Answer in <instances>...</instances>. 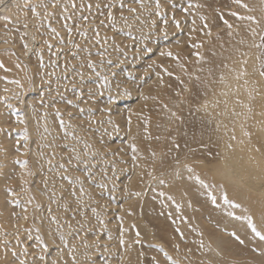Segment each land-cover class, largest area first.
Wrapping results in <instances>:
<instances>
[{
    "label": "rangeland",
    "instance_id": "obj_1",
    "mask_svg": "<svg viewBox=\"0 0 264 264\" xmlns=\"http://www.w3.org/2000/svg\"><path fill=\"white\" fill-rule=\"evenodd\" d=\"M247 1L248 4L256 7L257 15L261 16L262 20H264V0ZM82 2L85 5L91 3L93 5L91 11L87 7L80 9L79 5ZM160 2L165 12L163 18L155 14V0H143V9L136 0H75L77 5L75 10L70 6L69 0H59L61 5L69 3L68 14L72 16V19L68 20L67 23L72 27L71 36H69L67 30L63 27L65 21L60 19L62 8L57 7L53 9L49 3V11L55 13L50 22L52 27L56 28L60 33L59 37L49 33L47 21L37 31L36 25H41V21L32 16L30 9L23 7L25 0H20L19 5L21 7L19 9L14 8L12 14L2 13V15H9L13 21L18 18L19 23H10L8 24V28L5 29L6 22L0 19V61L5 65L4 68H0V96L7 95L12 97L9 103L23 108L27 123L26 125L16 123L15 117L10 116L6 107L0 102V116L1 113L5 115L4 123L0 122V127H11L18 130L12 136L0 133V148L4 149L3 152H0V163L4 165L3 171L5 177H7L15 176L20 171L19 165L14 163L16 157L29 161V167L36 173L34 177L29 178V187L32 189V195L40 202L41 209L33 210L32 206L29 205V219L27 221L18 220L16 217H13L11 215L12 212H16L21 216L23 215L22 207H16L6 202L9 197L4 190V185L11 183L22 202L26 199L27 193L21 191L17 179L9 181L7 178H0V264H18V259L13 257L12 252L8 249H15L19 253L21 244L28 246V257H31L34 252H40L39 247L32 248V244L36 243L34 239L36 235L35 228H40L41 235H43L45 241L48 243V250L44 253L46 257L45 261H37V264H52L53 261H56L57 264H73L72 256L68 254L69 249L73 245H75L73 255L75 256L76 264H105V259L108 260V264H132L135 263V259L136 264H153V257L159 261V264H170L164 253L159 248L154 247L157 244L162 245L164 250L173 259H179L180 264H188L189 259L192 261V264H264V255H261L259 250L260 248H264V242H261L258 237L252 234L251 229L246 226L247 221L245 219H242L244 228L241 227L239 231L220 224L224 217L223 212H233L234 215L237 214L241 217L252 216L259 226L261 221L264 220L263 200L243 203L227 195L229 199H232L239 206H230V204L225 203L222 198L219 199L218 197L217 205H212L206 195L207 191H213L216 196L218 193L223 196L227 194V191L222 185L219 186L220 188H217L213 181L212 173L207 168L197 164L196 166H194L195 164L191 165L194 168L196 167V174L198 173L201 179L211 186L210 189H203L200 185L184 186L182 183L174 184L171 187H168L167 183L160 185L158 181L148 183L149 178L147 175H145L144 181L141 182L140 178L137 177L136 168L133 167L132 153L129 148V144L133 142L131 137L141 138L136 139L134 142L140 150L139 156H143L145 159L148 156L146 147L149 142L143 138L142 124L139 128L137 127L138 123H140L139 121L136 124L135 132L129 133L125 120L128 115L127 110L131 108L134 109L133 111H136L140 105V101H144L139 98V93L143 92L144 89H152L157 80L156 72L160 71V68L153 67L149 69V63L155 60L157 65L162 64L174 73L172 77L163 76V92L159 94L163 100L160 103L161 105L158 104L157 99H149L150 105H147V108L142 110L151 119L150 131L153 137L157 134L161 136L160 141L153 140L151 142L152 146L157 151L167 152L168 148L171 147L166 139L167 136L175 137L180 147L186 143L185 131H183L184 120L186 118L183 111L186 103L178 102L177 109L174 111L182 119L175 121L170 120L169 113L164 109L163 105H168V100L172 97L180 99L183 96L187 101H190L195 96L194 89L199 82L195 81V79L190 80L189 76L184 74V70L177 65L176 61L167 56H160V51L162 49H171L173 53L178 52L181 56V62L185 64L188 73L195 76L199 75V73L207 72L208 67L215 62L217 58V50L215 48L221 39L225 37V27L216 9H219L221 13L225 11L223 14H228L226 11L229 10L227 7L229 0H191L193 7L190 8L188 13H184L181 9L188 7L189 0H174L175 8L168 4V0H160ZM97 3L101 5L99 9L95 7ZM121 3L125 4L126 7L122 8ZM105 4L112 5V20L107 18L108 9L104 7ZM196 5H202V7H195ZM130 7L136 8L137 12L135 14L131 13L128 10ZM240 7L237 5L235 11L241 14ZM37 10L43 16V9L38 8ZM24 13H27V15H24ZM173 13L181 21L180 29H177L171 22ZM200 15L208 17L209 27L212 32L211 37L206 36L204 32L199 30L202 27V22L199 19ZM83 16H87L88 20L84 21L82 19ZM165 19L168 20L167 24L164 23ZM153 20L156 21L155 25L152 24ZM193 20H195L196 32H191ZM101 21H103V24H101ZM24 23L28 24L27 29L23 27ZM162 28L166 29L167 36L161 31ZM97 30L100 33L99 43L95 40ZM242 30L246 29L243 28ZM25 31L29 33L25 37V40L32 50L28 55L24 54L25 50L20 38V33ZM81 31L86 32V35L81 36L79 34ZM262 31H264V28ZM190 33L191 40H189ZM33 35H35V40H33ZM144 37L147 38L145 39ZM46 39L53 45L51 50L44 44V40ZM70 39L72 43H69ZM177 41H180L179 45L176 43ZM196 41L204 42V47L200 51L203 52L209 63L201 62L198 64L196 63V58L191 55L192 52L196 51V49L191 47V43ZM258 41L259 37L255 42ZM77 44L80 45V48L75 47ZM117 45L120 51L116 50ZM138 48L140 49L139 54H137ZM145 48L152 49V51L146 53L144 51ZM35 49H42L43 67H40V60ZM85 49H88V51H85ZM13 52L15 55L12 54ZM101 52L103 53V57L98 55ZM125 53L127 54L125 55ZM257 53L258 50L256 48L249 47L248 55L254 58V70L258 68ZM185 57L187 58L186 60L184 59ZM88 60H92L95 63V69L87 67ZM109 60L114 62V66L108 64ZM17 64L20 65L19 68L16 67ZM201 68L204 71L201 72ZM146 69L150 78L145 77L144 80H141L140 78L144 76ZM194 70L197 73H194ZM53 72L55 75H48V73ZM79 72H83V81L77 74ZM129 72L135 77L134 80H129L127 76ZM96 73H100V76L97 77ZM256 73L258 74V72ZM103 76H108L110 87L101 88L100 91L103 95L98 96L93 101H88L86 95L88 89L101 85L103 83ZM177 76L180 77V80L184 84H181L180 80L176 79ZM29 78H31V81ZM17 79L24 85L23 89L10 82ZM42 79L49 81V83L41 86ZM261 79L264 80V78ZM117 84H120L121 87L127 86L131 95L121 96L113 105H109L107 99L108 93L111 91L115 95ZM184 85H187L190 89L188 95L182 89ZM73 86L85 93L84 99L79 102L78 108L69 106L65 102L66 100H75ZM5 88L9 89V91L5 92ZM15 92L21 93L25 101L24 104H20L16 100L13 95ZM42 92L45 93L44 100L48 105L46 108L39 103ZM177 92L180 93L179 96H177ZM60 94L64 97L63 101L60 98ZM147 96L160 98L158 94L153 93L152 95V92ZM53 101L55 102V108L60 109L63 113L62 118L65 121L64 129L59 126V121L55 117V109L52 107ZM104 107H111L113 109L112 116L120 123V132H113L112 127L106 122L104 124L89 123L87 109H93L97 121L101 118H104L106 121L107 114L100 111ZM79 108H84L85 112L80 114ZM168 108L173 111L169 105ZM45 112L47 113L46 118L41 119ZM69 112H72L74 115L69 117ZM45 123L48 127L47 133L43 131ZM157 125L160 127L157 128ZM25 127L28 129L29 151L26 155H21L24 152V148L20 130ZM97 128L100 131H95ZM105 129H107V132L112 133V135L105 134ZM66 133H73L74 136L80 137V140ZM41 134L46 139L41 140ZM102 134L104 144L100 143ZM17 139H21L20 153L15 150ZM85 141L92 145V148L88 149L89 152H103L109 148L113 151L120 149H123V151L120 152V159L116 161L117 170L114 176L111 167L103 165L102 158L99 155L96 156L95 160L90 161V163L97 165L93 170V177L97 182L101 180V167L108 168V174L112 176V182L108 183V187L103 190L104 194L100 195L101 190L95 184H90L87 180L85 181V188L93 194V201L86 199V203L90 205L87 210L89 216L88 227L93 229V233L86 235L82 232L81 238L87 239L90 246L85 248L81 240L68 235L69 230L65 226L63 231L68 241V247L64 248L58 234L51 237L48 234L49 231L54 232L56 226L50 224L46 219L49 206L48 195L50 193L42 194L43 185L41 180L44 173L39 171V167L41 164H44V159L40 158L38 153L44 152L45 158H47L51 153L55 152L54 162L67 164L68 157L74 155L72 148H75L83 159ZM42 143L53 145V147L42 148L40 147ZM65 145L69 147H65ZM254 147L255 150L259 148L257 152L264 159V140L257 139L254 142ZM174 154L175 150L168 157L170 161ZM104 159L112 160L113 157L107 156ZM147 159L149 160L150 158L148 157ZM121 160L126 161V163L121 162ZM76 164L77 162L73 159L72 166L69 167V174L83 177L81 169H83L84 165L81 163L79 168H77ZM147 165L150 166L151 164L147 163ZM44 169L47 171L46 164H44ZM48 175L52 176L53 174L48 173ZM156 175H159V169H157ZM113 182L116 184L114 191L112 189ZM258 182L257 185H264V180H258ZM61 183L65 185V191L62 194L67 199V193L71 190V185L56 179L55 185L58 192L60 191L59 186ZM196 184L198 183L196 182ZM126 186L129 192H141V196H127L126 198L124 191ZM51 187L52 181L50 180L49 188ZM78 188L79 186L77 185V190ZM171 190H173L172 193ZM162 191L164 193L163 196L160 195ZM185 191L187 195L183 196L182 194ZM168 196L174 197L176 203L180 205L179 212L176 209V205L167 198ZM189 199L192 201V208L187 206ZM60 203L62 204L63 201H60ZM51 207L53 214L64 219L68 218V216L64 215L63 209L58 208L56 204H52ZM73 207H75L74 202ZM91 207H96L101 217L106 221V228L103 231L100 230L101 226L95 217L92 216ZM129 209L131 210L130 212ZM33 216L44 217V223L41 224L39 219L33 220ZM117 216L124 218L123 224L126 229L124 233L126 245L124 248H121L119 244L120 221L116 219ZM76 219H80V217L77 216ZM140 220L144 221L148 226L150 231L149 238H144L141 234L137 224ZM20 224H23L24 227L19 230L21 240L20 243H17V226ZM133 225L135 227H132ZM177 228L184 233V239H181L180 235L175 231ZM26 230H31L33 240H28V232ZM137 231L140 232V244L134 243L137 239ZM233 233H236L244 242L241 243ZM109 236H111V239H109ZM216 237L220 238L218 248H211L213 238ZM53 239L55 243H53ZM94 240H99V246L92 244ZM4 241L8 242L7 245L2 243ZM176 243L180 245L179 252L172 246ZM201 243L203 244L202 248ZM105 245H107L108 251H105ZM128 245H131V247H128ZM61 248H63L62 253ZM189 249H191L190 253ZM141 252L144 253L143 257L139 256ZM130 255H134V260ZM121 256L125 258L123 261H121ZM186 256L188 259L185 258ZM19 258L23 259L24 257L21 256ZM254 260L257 262H254Z\"/></svg>",
    "mask_w": 264,
    "mask_h": 264
},
{
    "label": "snow or ice",
    "instance_id": "obj_2",
    "mask_svg": "<svg viewBox=\"0 0 264 264\" xmlns=\"http://www.w3.org/2000/svg\"><path fill=\"white\" fill-rule=\"evenodd\" d=\"M70 2V6L75 10L77 8V5L75 3V0H69ZM137 3H140L141 8L143 9V0H136ZM233 2L236 5H239L243 8H247L248 5L243 3V0H233ZM5 0H0V5H4ZM49 3L51 4V7L53 9L57 8V7H61L62 8V12L60 14V19L64 20L65 23L63 24V27L67 30L69 36H71L72 33V27L69 26V24L67 23L68 20L72 19V16L70 14H68V7H69V3H65L63 5H61L59 3V0H25V3L23 5V7L25 9H30L31 14L33 17L38 18L41 21V25H36L37 27V31L39 30V27L43 25V23L45 21H47V28L49 33L53 34L56 37L60 36V33L57 31L56 28L52 27L51 25V18L53 16H55V13L52 11H49ZM168 4L170 6H172L173 8L176 7L174 0H168ZM15 7L17 9H19L21 6L19 4H15ZM80 9H84L85 7H87V9L89 11H91V9L93 8V5L91 3H88L87 5H85L83 2L79 5ZM95 7L97 9H99L101 7V5L99 3H97L95 5ZM105 8L108 9V13H107V18L109 20H112L113 17V13L111 11L112 5L111 4H105L104 5ZM121 7H126L125 4L121 3ZM193 5L191 4V0H189V4L188 7H183L181 9V11H183L184 13H188L190 8H192ZM195 7H202V5H196ZM38 8L43 9V16H41L40 12L37 10ZM131 13L135 14L137 12V9L134 7H130L128 9ZM221 22L227 27V29H229L228 35L231 36L232 35V29H233V25L231 23H229V21L227 19L224 18V14L220 12L219 9H216ZM155 14L158 17L163 18L165 16V12L163 10V6L160 2V0H155ZM229 15L236 17L238 20H247L250 21L252 24H255L257 26H259L260 21H258L256 19L255 16H242L240 15V13L236 12V11H230L228 13ZM24 15H27V13H24ZM138 18V17H137ZM0 19H3L6 23H5V29L8 28V24H17L19 23V19L17 18V20L13 21L11 19V17L9 15H3L0 16ZM82 19L84 21L88 20L87 16H83ZM199 19L202 22V27L199 29L201 32H204V34L208 37H211L212 32H211V28L209 27V23H208V17L204 16V15H200ZM171 22L175 25V27L177 29L181 28V21L180 19H177L175 16V13H173ZM156 21L153 20L152 24L155 25ZM164 23L167 24L168 20H164ZM101 24H103V21H101ZM192 29L191 32H196L197 29L195 27V20L192 21ZM23 27L25 29L28 28V24L24 23ZM207 30V31H205ZM162 32L165 33V36H167V31L165 28L161 29ZM253 39H254V43L251 45V47H254L258 50L256 59L258 61V68L256 69V72H258L259 77L264 78V31H260L259 33L257 32V28H250L249 29ZM81 36H85L86 32L81 31L79 33ZM29 33L27 31L25 32H21L20 33V38H21V42H22V46L24 48V54L28 55L30 51H32L29 48V44L28 42L25 40V37L28 36ZM130 35V33H129ZM259 35V41L255 42V38L256 36ZM145 39L147 37H144ZM191 33L189 35V40H191ZM33 40H35V35H33ZM95 40L97 43L100 42V33L99 30L96 31V35H95ZM5 43H7V41H5ZM69 43H72L71 39L69 40ZM178 45L180 43V41L176 42ZM241 44H244L245 41L241 40L240 41ZM44 44L48 47L49 50L52 49L53 45L50 43L49 40H44ZM76 48H80V45H75ZM191 47L193 49H196V51L192 52L191 55H193L196 58V63H209L208 60H206L204 54L202 51H200V49H202L204 47V42H200V41H196L194 43H191ZM116 50L120 51L119 46H116ZM85 51H88V49H85ZM140 49H137V54H139ZM144 51L146 53H150L152 51V49H148L145 48ZM35 52L37 54V56L39 57L40 60V67H43V54H42V49H35ZM13 55H15V53H12ZM127 53H125L126 55ZM53 55H55V53H53ZM73 55H75V53H73ZM98 55H100L101 57H103V53H98ZM213 55H215V53H213ZM242 56H246L247 53H241ZM160 56H167L171 59H173L174 61L177 62V65L184 70V74L189 76V79H195V81L200 82L201 81V77L199 75H195L193 76V74L188 73L185 64L183 62H181V56L180 54L177 53H173V51L171 49H162L160 51ZM185 60L187 59L186 57L184 58ZM55 63V62H53ZM242 65H245L247 63V60H243ZM109 65H113L114 66V62L112 60L108 61ZM5 65L3 64L2 61H0V68H4ZM17 68L20 67L19 64L16 65ZM87 67L89 69H95V63L92 60H88L87 61ZM153 67H159L160 71L156 72V77L157 80L160 84V86L164 85V79L163 76L167 75L168 77H172L174 75L173 72L169 71V69L167 67H165L164 65L160 64L157 65V62L155 60L151 61L148 65V68L151 69ZM225 67H227V65H225ZM200 71H204L203 68L200 69ZM80 77L81 80L83 81L84 75L83 72H79L77 73ZM208 74L209 76L212 75V69L209 68L208 69ZM49 76H53L55 75V73H48ZM97 77L100 76V73H96ZM127 76L129 78V80H134L135 77H133L132 73H127ZM247 76V71L245 68L242 67L241 71L238 73L237 75V79H240L242 77ZM145 77H148V71L147 69L145 70V74L144 76H141V80H144ZM177 80H180V77L177 76L176 77ZM29 80L31 81V78H29ZM103 83L101 85H98L96 88H89L88 92H87V100L88 101H93L95 99H97L98 96L103 95V93L100 91L101 88L104 87H110L109 84V78L108 76H103L102 77ZM220 80L221 82L224 81V76L221 75L220 76ZM11 83H14L15 85H17L19 88L23 89L24 85L21 83L20 80H12L10 81ZM49 81L47 80H41V86H43L44 84H48ZM181 84H184V82L182 80H180ZM245 85H247L249 83V81L247 79H245L244 81ZM253 84H255L256 82L253 81ZM73 90L75 92V100H66V104L72 107H79V102L81 100L84 99L85 93H83L82 91H80L79 89H77L75 86H73ZM5 92H8L9 89L5 88L4 89ZM184 91L189 92L190 89L187 85H184ZM177 96L180 95L179 92L176 93ZM224 96H227L228 93L224 92L222 93ZM257 94H259L257 92ZM13 95L15 96L16 100L20 103V104H24V98L22 97L20 92H15L13 93ZM131 95V92L129 90V88L127 86L121 87L120 84L116 85V94L113 95L111 91H109L108 93V104L109 105H113L121 96H129ZM44 96L45 93H41L40 96V101L39 103L44 106L45 108L48 106L47 102L44 100ZM249 96H252V92H249ZM60 98L63 101L64 97L62 94H60ZM139 98L141 100L147 101L149 99L152 100H156L157 97L156 96H147L145 95L142 91L139 93ZM12 99V97L7 96V95H3L0 96V102L3 103V105L6 107V109L8 110V114L12 117H15V122L19 123L21 125H26L27 121L24 117V110L23 108L20 107H16L14 104L9 103V101ZM239 102V101H238ZM225 106L227 107V100H225ZM219 105V101H216L215 104L213 105L218 106ZM52 107L55 109V117L57 118V120L59 121V126L64 129L65 128V121L63 120L62 116L63 113L61 112L60 109L55 108V102L53 101ZM145 108H147V104L144 105ZM164 109H166L169 113V118L172 121L175 120H181L182 118L177 114V112L172 111L171 109L168 108L167 104L163 105ZM247 107V106H246ZM204 110L207 111L208 109V102L205 101L202 105H200L196 110ZM250 110V109H249ZM100 111L102 113L107 114V119L105 121L104 118H101L99 121H97L95 119L94 116V112L92 108H88L87 112L89 113L88 116V120L90 124H104L105 122L110 125L112 127V131L113 132H120L121 127H120V123L115 120L112 116V112L113 109L111 107H104L102 109H100ZM79 112L80 114H83L85 112L84 108H79ZM128 115L126 117L125 123L126 126L128 128L129 133H131L132 131V117L133 115L136 116L137 120L140 122L138 123L137 127L139 128L142 124V131H143V138L144 140L148 141V145L146 147V151L148 153V157L151 159V165L150 166H146L147 170L145 171V169H141L140 172L137 173V175L139 176L141 182L144 181V177L145 175H147L148 179V183H152L153 181H158V183L160 185H165L166 183L169 185V187L173 186L174 184H180L184 181L185 179V172L188 174L187 175V179L188 180H195L201 188L203 189H210L211 186L207 183H205V181L203 179H201V176L199 174H196V170L195 168L188 163H184L181 166V160L179 158V152H180V144L176 141V138L173 136H167L166 139L168 140L169 144L171 145V147L168 148L167 152L165 151H157L156 148H154L152 146V141H160L161 140V136L159 134H157L155 137H153L152 132L150 131L151 128V119L149 116L145 115L143 113V111L141 112H134L133 109L129 108L127 110ZM226 114V113H225ZM233 115H237V113H235V111H233L232 113ZM74 114L72 112L68 113L69 117H72ZM47 116V113L45 112L44 115L41 117V119H45ZM160 126L157 125V128H159ZM242 130H243V126ZM18 130L15 128H11V127H0V133H4L8 136H12L14 133H16ZM44 133L48 132V127L47 124L45 123L44 128H43ZM95 131H100L99 128L95 129ZM21 132V136H22V140H23V148H24V152L21 153V155H26L27 152L29 151V145H28V141H29V135H28V129L27 127L23 128L22 130H20ZM104 133L111 136L112 133L107 132V129L104 130ZM67 135H73V133H66ZM243 134L245 136L250 135L246 130L243 131ZM196 133L195 131L193 132V139H195ZM75 139L80 140V137L78 136H74ZM46 139V137L41 134V140ZM136 139L135 136L131 137V140L133 141L132 143L129 144V148L131 149V159L133 162V167L134 168H141V165L139 164V160H140V156H139V148L137 146V144L134 142ZM231 139H236L235 135H233L231 137ZM100 143L104 144V140H103V134L101 135L100 138ZM241 143H243V141H241ZM40 147L42 148H49V147H53V145L50 144H46V143H42L40 145ZM65 147H69L68 145H65ZM84 147H85V151L83 154V159L81 158V154L79 152L76 151L75 148H72V153H74V155H70L68 157L67 160V164L62 163V162H54L55 160V152L51 153L49 157L45 158V154L44 152H39L38 155L40 158L44 159V164L47 165V171H45L44 169V164H41L39 167V171L44 173L42 176V180L41 183L43 185V193L42 194H48L50 193V195H48V201H49V206H48V215L46 217V219L48 220V222L50 224H54L56 226L54 232L53 231H49V236H54L57 235L59 236V239L61 241V244L63 245L64 248L68 247V241L67 238L65 236V233L63 231V229L65 228V226L68 228V235L70 236H74L77 240H81V243L84 245L85 248L89 247V243L87 241V239H82L81 238V233L84 232L86 235H91L93 233V229L89 228V216L87 214V210L90 207V205L88 203H86V199L88 201H93V194L91 193V191H89L88 189L85 188V181L87 180L90 184H95L97 188H99L100 191V195L104 194V189H106L108 187V183L112 182V176H109L108 174V168L107 167H101V171H100V175H101V180L100 182H97L96 179H94L93 177V170L97 167L96 164L90 163L91 160H95L96 156L99 155L102 158V163L103 165H108L111 167V171L113 176L116 173V161L118 159H120V152L123 151V149H120L118 151H113L112 149H105L103 152H97V151H92L89 152L88 149L92 148V145L88 144L86 141L84 142ZM206 147L205 145L201 144V148ZM229 147H231V145H229ZM15 150L16 152L20 153L21 152V139H17L16 140V144H15ZM175 150L176 155L172 158V160L170 161L168 159L169 156L172 155L173 151ZM4 149L0 148V152H3ZM256 151H259V148L256 149ZM208 155H211V153L209 152ZM107 156H111L113 157L112 160H108V159H104V157ZM73 159L77 162L76 167L79 168L80 164L82 163L84 165L83 169H81L82 173H83V177L80 175H70L69 174V167L72 166V161ZM121 162L126 163V161L121 160ZM15 164L19 165L20 171L18 173L15 174V176H7L5 177L4 174V165L3 163H0V178H7L9 181H11L12 179H17L19 181V185H20V189L22 192L27 193V197L25 200H23V202L21 201L18 193L15 192V190L13 189L11 183H7L4 185V190L7 192L8 194V200L6 201L8 204H11L13 206L16 207H22V212L23 215H19L16 212H12L11 215L13 217H16L18 220L22 219L24 221H27L29 219V205L32 206L33 210L36 209H41V204L40 202H38L36 200V197L34 195H32V189L29 187L30 184V180L29 178L34 177L35 176V172L29 167V161L27 159H20V157H16L14 160ZM199 163H204V161H199ZM157 169H159V175H156ZM48 173H52V176H49ZM221 175H226V172H221ZM59 179L60 181L63 182H67L69 185H71V190L68 191L67 193V199L65 198V196L62 194L65 191V185L64 183L60 184V191L58 192L56 189V185H55V180ZM50 180L52 181V187L49 188V182ZM77 185L79 186L78 190H77ZM116 188V184L113 182L112 183V189L113 191ZM125 193H126V198L127 196H135V197H140L141 196V192H129L127 186L124 189ZM161 196L164 195L163 192L160 193ZM183 196L187 195V192L185 191L183 194ZM209 201L211 202L212 205H217V196L213 193V191L209 190L206 193ZM169 200H171L175 205H176V209L179 212L180 210V205L178 203H176L174 197L172 196H168L167 197ZM225 203L232 205L233 207H238V204H235L232 200H230L227 196V194H224L221 197ZM114 199V197H113ZM60 201H63V203L61 204ZM73 202L75 204V207H73ZM96 202V201H94ZM98 203V202H96ZM52 204H56L58 208H62L64 211V215L68 216L67 219H64L63 217H59L56 214H53L52 212ZM187 206L189 208H192V201L189 199L187 201ZM121 207H123V205H121ZM195 210V209H194ZM131 210L129 209V212ZM70 213V215H69ZM91 214L92 216L95 217V219L97 220V222L99 223V225L101 226V231H103L106 228V221L101 217L100 213L98 212L96 207H91ZM163 214V213H162ZM229 216H234L233 212H229L228 213ZM79 216L80 219H76V217ZM170 216V214H169ZM237 219H245L247 221V227L251 229V232L254 236L258 237L259 240L261 242H264V220L261 221V224L258 226L257 223L255 222L254 218L250 215L248 216H243V217H235ZM39 219L41 221V224L44 223L45 218L44 217H36L33 216V220ZM116 219L118 221H120L119 224V244L121 246V248H124L126 245V241H125V236L124 233L126 231L124 224H123V220L124 218L122 216H117ZM63 220V222H62ZM73 221H75V223H73ZM24 225L20 224L17 226V235H16V240L17 243H20L21 237L19 235V230L21 228H23ZM132 227H135V225H133ZM28 232V240L31 241L33 240V236L31 234V230H26ZM179 235L181 239H184V233L177 228L175 230ZM35 232L36 235L34 237L36 243L32 244V248H40V252L39 253H33V255L31 257H28V246L26 244H21V249L20 252L17 253V251L15 249H8L12 252L13 257H16L18 259V264H37V261L43 262L45 261L46 257L44 255V253L48 250V243L45 241L43 235H41V230L40 228H35ZM234 236H236V238L238 240H240L241 243H243L244 241L240 239V237L236 234L233 233ZM136 237L137 239L134 241V243L136 244H140L141 240L139 239L140 237V232L137 231L136 232ZM109 239H111V236H109ZM5 245H7V241L2 242ZM53 243H55V240L53 239ZM92 244L99 246V240H94L92 241ZM173 248L179 252L180 250V245L178 243L173 244L172 245ZM105 247V251H108L107 249V245L104 246ZM128 247H131V245H128ZM154 247L159 248V250L161 252L164 253V256L166 257V259L170 262V264H180V260L179 259H173L163 248L162 245H155ZM203 247V244L201 243V248ZM75 250V245L72 246L71 249H69V255L72 256L73 259V264H76V259L75 256L73 255V252ZM261 252V255H264V248H260L259 249ZM63 251V248H61V253ZM191 252V249H189V253ZM24 257L23 259H20L19 257ZM140 257L144 256V253L141 252L139 253ZM186 259H188V257H185ZM125 258L123 256H121V261H123ZM153 260V264H159V261L155 259V257L152 258ZM52 264H57L56 261H53ZM105 264H108V260L105 259ZM188 264H192V261L189 259Z\"/></svg>",
    "mask_w": 264,
    "mask_h": 264
},
{
    "label": "bare ground",
    "instance_id": "obj_3",
    "mask_svg": "<svg viewBox=\"0 0 264 264\" xmlns=\"http://www.w3.org/2000/svg\"><path fill=\"white\" fill-rule=\"evenodd\" d=\"M247 2V0H243V3L247 4L248 7H240V15L255 16L258 21L260 20L259 26L252 24L250 21L238 20L231 15L224 14L226 15L224 18L233 25L232 35H228L229 29L223 24L225 27V37L221 39L220 43L215 48L217 50H215L217 53L215 62L208 67V69H212V75L209 76L208 69L207 72L199 73L201 81L194 89L195 96L190 101H187L183 96H181L180 99L172 97L168 100V105L173 111L177 109L178 102L186 103L183 111L186 116L183 127L186 143L184 146L182 145L180 147L179 158L181 160V166L184 163H188L195 164L194 166L197 164L207 168L212 173L213 181L217 188L222 185L225 187L227 195L230 198L243 203L258 200H263L264 202V185H257L259 183L258 180H264V159L254 147V142L257 141V139L260 138L264 140V80L261 79L256 73V70L253 69L254 58L248 55L249 47L254 43L249 29L257 28V32L259 33L264 28V20H262L261 16L259 17L257 15L256 7ZM15 4H20V0H5L4 5H0V16H3L2 13L12 14L13 9L16 8ZM236 6L233 0H229V4L227 5L229 10L226 11V13L235 11ZM222 13H225V11ZM243 28L246 30H242ZM258 37L259 35L256 36L255 41ZM241 40H244L245 43L241 44ZM241 53H247V55L242 56ZM243 60H247L245 65L241 63ZM225 65H227V67H225ZM242 67L246 69L247 76L237 79V75ZM194 73H197V71L194 70ZM221 75L224 76L223 82L220 80ZM245 79L249 81L247 85L244 83ZM253 81L256 83L253 84ZM182 89L184 90V86ZM250 91L252 92L251 97L249 96ZM151 92L152 95L153 93L158 94V96L162 94V86H160L157 80L152 89L143 90L145 95H149ZM224 92H227L228 95L224 96L222 94ZM257 92L259 94H257ZM184 93L188 95V92L184 91ZM225 100H227V107L224 103ZM157 101L159 102L158 104L163 102L161 97L157 98ZM205 101L208 102L207 111L202 109L197 111L196 109ZM216 101H219V105L214 107L213 105ZM145 104L150 105V100L140 101V105L134 112L145 109ZM233 111H235L237 115H233ZM4 118L5 115L1 113V123ZM137 122L136 116L133 115L131 133L135 132ZM241 126H243V130ZM244 130L250 135L245 136L243 134ZM194 131L196 133L195 139H193ZM233 135L236 137L234 140L231 139ZM241 141H243V143H241ZM201 144L206 147L201 148ZM229 145H231V147H229ZM209 152L211 155H208ZM175 155L176 152L174 156ZM140 157L139 164L141 168H136L137 173L140 172L141 169H145L146 171V164L152 163L150 159H147L148 156L146 159L143 158V156ZM199 161H204V163H199ZM221 172H226L227 174L221 175ZM186 174L185 172V179L182 185H199L196 184L194 179L188 180ZM137 177L139 176L137 175ZM172 191L173 190H171V193ZM217 197L221 199L222 196L218 193ZM223 215V220L220 222L222 226L232 227L236 231H239L241 227L244 228L242 219L235 218L241 216L237 214L229 216L228 212H223ZM137 224L143 237L149 238L150 231L145 222L140 220ZM219 242V237L213 238L210 247L215 249L218 248ZM131 257L134 260V255ZM134 261L135 263L132 264H136V259ZM254 262L257 261L254 260Z\"/></svg>",
    "mask_w": 264,
    "mask_h": 264
}]
</instances>
